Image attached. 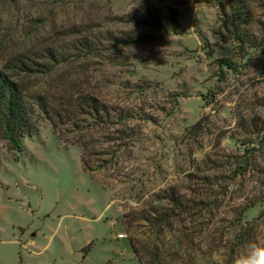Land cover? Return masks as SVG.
<instances>
[{
  "label": "rangeland",
  "instance_id": "rangeland-1",
  "mask_svg": "<svg viewBox=\"0 0 264 264\" xmlns=\"http://www.w3.org/2000/svg\"><path fill=\"white\" fill-rule=\"evenodd\" d=\"M148 4L165 31L110 21ZM244 4L0 0V70L54 116L20 151L0 139V264H232L264 245V0Z\"/></svg>",
  "mask_w": 264,
  "mask_h": 264
},
{
  "label": "trees",
  "instance_id": "trees-1",
  "mask_svg": "<svg viewBox=\"0 0 264 264\" xmlns=\"http://www.w3.org/2000/svg\"><path fill=\"white\" fill-rule=\"evenodd\" d=\"M232 2H234L236 9L243 13L244 0H232ZM110 21L146 25L156 30L165 31L160 12L149 4L140 7L138 15L133 13L122 16L114 15ZM239 37H241L239 40H244L242 35ZM218 63L221 68L224 66L230 69L235 68L232 61L228 59L219 60ZM86 99L90 102L89 105H94V110H96L98 106L95 98L90 96ZM35 106L41 109L37 111ZM47 109V105L41 100L40 102L37 100L31 102L25 93L24 87L7 72L0 70V139L7 141L12 150L20 151L22 138L38 133L40 115H44V119L52 121L54 116H49ZM201 125L202 120L198 121L191 130L199 129ZM90 246L91 244L88 245L84 256L90 250Z\"/></svg>",
  "mask_w": 264,
  "mask_h": 264
},
{
  "label": "clouds",
  "instance_id": "clouds-1",
  "mask_svg": "<svg viewBox=\"0 0 264 264\" xmlns=\"http://www.w3.org/2000/svg\"><path fill=\"white\" fill-rule=\"evenodd\" d=\"M232 264H264V245L250 242L245 251L233 258Z\"/></svg>",
  "mask_w": 264,
  "mask_h": 264
}]
</instances>
